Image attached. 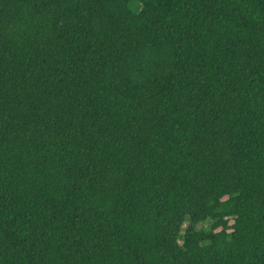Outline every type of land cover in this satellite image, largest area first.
Masks as SVG:
<instances>
[{"label": "trees", "instance_id": "obj_1", "mask_svg": "<svg viewBox=\"0 0 264 264\" xmlns=\"http://www.w3.org/2000/svg\"><path fill=\"white\" fill-rule=\"evenodd\" d=\"M0 264H264V0H0Z\"/></svg>", "mask_w": 264, "mask_h": 264}, {"label": "rangeland", "instance_id": "obj_2", "mask_svg": "<svg viewBox=\"0 0 264 264\" xmlns=\"http://www.w3.org/2000/svg\"><path fill=\"white\" fill-rule=\"evenodd\" d=\"M208 225V222L204 223V226L206 227Z\"/></svg>", "mask_w": 264, "mask_h": 264}]
</instances>
